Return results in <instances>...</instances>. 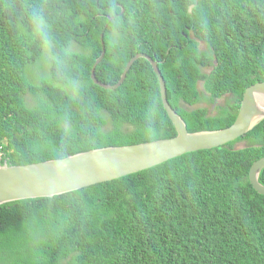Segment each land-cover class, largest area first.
I'll list each match as a JSON object with an SVG mask.
<instances>
[{
  "label": "trees",
  "instance_id": "1",
  "mask_svg": "<svg viewBox=\"0 0 264 264\" xmlns=\"http://www.w3.org/2000/svg\"><path fill=\"white\" fill-rule=\"evenodd\" d=\"M214 1L0 0L4 161L177 136L147 59H137L116 89L95 83L103 33L101 82L118 83L143 52L159 61L169 102L189 131L232 125L247 87L264 81V0ZM220 7L233 14L210 27ZM257 131V146L237 149L241 137L171 158L148 176L0 205V264H153L154 254L156 264H264V195L249 178L264 157V121ZM126 221L137 231L129 238L113 226ZM131 240L141 245L123 248Z\"/></svg>",
  "mask_w": 264,
  "mask_h": 264
},
{
  "label": "water",
  "instance_id": "2",
  "mask_svg": "<svg viewBox=\"0 0 264 264\" xmlns=\"http://www.w3.org/2000/svg\"><path fill=\"white\" fill-rule=\"evenodd\" d=\"M141 57L151 62L158 75L164 107L177 129V136L135 146L102 147L64 158L28 164H1L0 205L29 198L50 197L112 179L117 174L119 163L149 167L187 152L228 143L264 117V82H257L245 90L239 114L233 125L225 129L191 132L185 120L169 102L167 85L159 69V62L148 54L141 52L132 57L120 82L113 88L125 81L134 62ZM93 79L96 83L110 87L96 79L94 74ZM263 169L264 157L253 164L249 175L255 190L262 195L264 184L260 182V175Z\"/></svg>",
  "mask_w": 264,
  "mask_h": 264
},
{
  "label": "clouds",
  "instance_id": "3",
  "mask_svg": "<svg viewBox=\"0 0 264 264\" xmlns=\"http://www.w3.org/2000/svg\"><path fill=\"white\" fill-rule=\"evenodd\" d=\"M221 2V0H215L214 2H212V4H219ZM233 9L234 8H232V7H220L214 14H213V16H212V18H211V20L209 21V26L211 27V25L213 24V22L215 21V19L218 17V16H220V17H223L225 14H227V13H231V14H233ZM104 34V33H103ZM102 42H103V50H102V52H101V54L96 58V61H95V63H94V65H93V68H92V78H93V74L96 76V79H98L99 80V78L97 77V73H96V70H98V66L105 60V58H106V55H107V49H106V46H105V39H104V35H103V37H102ZM91 51H92V49L90 48L89 50H87V52L86 53H91ZM264 52V51H263ZM139 53H141V52H139ZM138 54V53H137ZM150 56V55H149ZM142 58V57H141ZM153 58V57H152ZM139 59V58H138ZM146 59V58H145ZM154 59V58H153ZM148 60V59H147ZM155 60V59H154ZM149 61V60H148ZM157 61V60H156ZM150 62V61H149ZM159 62V61H158ZM151 63V62H150ZM152 65V64H151ZM127 67V66H126ZM154 68V67H153ZM126 69V68H125ZM160 69V68H159ZM131 70V69H130ZM129 70V71H130ZM161 71V70H160ZM124 72H125V70H124ZM123 72V73H124ZM129 73V72H128ZM157 74V73H156ZM123 75V74H122ZM127 76H128V74H127ZM158 76V75H157ZM122 78V77H121ZM165 79V78H164ZM94 80V79H93ZM121 80V79H120ZM126 80V79H125ZM100 81V80H99ZM101 82V81H100ZM120 81H118V83H119ZM125 82V81H124ZM123 82V83H124ZM258 82H261V83H263L264 81H258ZM96 83V82H95ZM103 83V82H102ZM122 83V84H123ZM159 83H160V81H159ZM257 83V82H256ZM75 84V83H74ZM73 84V86H70L71 88H69L71 91H75V89H74V87H75V85ZM97 84H99V83H97ZM106 84V83H105ZM117 84V83H116ZM115 84V85H116ZM121 84V85H122ZM255 84V83H254ZM101 85V84H100ZM110 87L109 88H113V86L114 85H110V84H108ZM167 85V84H166ZM253 85V84H252ZM101 86H103V85H101ZM103 87H105V86H103ZM119 87V86H118ZM118 87H116V88H118ZM105 88H107V87H105ZM116 88H114V89H116ZM248 88V87H247ZM160 89H161V86H160ZM167 94H168V92H167ZM162 95V94H161ZM230 97V96H229ZM229 97L228 98H226L225 99V102L222 104V106L223 105H226L227 103H228V99H229ZM219 99H221V98H219ZM243 100V99H242ZM217 103V102H216ZM215 103V104H216ZM214 104V103H213ZM241 105H242V102H241ZM241 108V107H240ZM240 111V110H239ZM238 114H239V112H238ZM238 116V115H237ZM237 119V118H236ZM236 119H235V121H236ZM235 121H234V123H235ZM264 121V117L261 119V120H259L256 124H254L251 128H249L245 133H243L242 135H240L239 137H237L236 139H234L233 141H236L237 139H239V138H241V137H246V139H245V141H243V142H239L237 145H236V148L237 149H242V148H248V147H250V146H257V144H256V142L257 141H259V140H261V138L259 137V133H258V131H257V126L258 125H260L262 122ZM233 123V124H234ZM63 125H67L66 124V121H63V123H62ZM232 124V125H233ZM231 126V125H230ZM230 126H228V127H230ZM228 127H225V128H228ZM225 128H221V129H225ZM214 130H216V129H214ZM196 132V131H195ZM161 139H168V138H161ZM161 139H157V140H161ZM157 140H152V141H145V142H140V143H135V144H126V145H132V146H135V145H140V144H146V143H152V142H156ZM233 141H231V142H233ZM228 143H230V142H228ZM228 143H224V144H221V145H218V146H215V147H212V148H210V149H213V148H216V147H219V146H222V145H226V144H228ZM119 146H125V145H119ZM106 147H108V146H106ZM118 147V146H117ZM100 148H102V147H100ZM5 148H4V146L2 145V144H0V165L1 164H9L7 161H4V156H5V150H4ZM97 149V148H96ZM92 150V149H91ZM202 150H207V149H202ZM89 151V150H88ZM196 151H200V150H196ZM196 151H192V152H196ZM77 153H81V152H77ZM77 153H74V154H77ZM188 153V152H187ZM185 154V153H184ZM71 155H73V154H71ZM70 156V155H69ZM179 156V155H178ZM175 157H177V156H175ZM174 158V157H173ZM263 158V157H262ZM261 159V158H260ZM259 160V159H258ZM43 161H46V160H43ZM168 161V160H167ZM257 161V160H256ZM255 161V162H256ZM36 162H40V161H36ZM166 162V161H165ZM254 162V163H255ZM30 163H34V162H30ZM163 163V162H162ZM253 163V164H254ZM26 164H28V163H26ZM159 164H161V163H158V164H155V165H153V166H149V167H147V166H143V165H137V164H133V163H127V162H123V163H119L118 165H117V174H116V176L114 177V178H112V179H109V180H104V181H102V182H108V181H112V180H116V179H119V178H122V177H125V176H128V175H132V174H143V175H145V176H148V173H149V169L150 168H152V167H154V166H157V165H159ZM253 164H252V166H253ZM9 165H12V164H9ZM17 165H21V164H17ZM252 166H251V168H252ZM251 170V169H250ZM264 170V169H263ZM262 170V171H263ZM102 182H99V183H102ZM99 183H97V184H99ZM93 185H96V184H93ZM90 186H92V185H90ZM88 187V186H87ZM74 191V190H73ZM68 192H70V191H68ZM65 193H67V192H65ZM63 194V193H62ZM59 195V194H58ZM55 196V195H54ZM50 197H52V196H50ZM39 198V197H38ZM29 199H33V198H29ZM5 204V203H4ZM3 205V204H2ZM114 226V228H116V229H118L119 230V232H120V234L121 235H123L124 237H127V238H129V237H132L137 231H136V228H135V225L133 224V223H131V222H128V221H126V222H123L120 226L118 225V224H116V225H113ZM139 245H141L140 243H138L136 240H131V241H129L128 243H125L124 245H123V248H125V249H133V248H136V247H138ZM154 257H155V261H154V263L153 264H156L157 262H158V260H159V256H157L156 254H154ZM66 259V258H65ZM65 259H64V261H65ZM113 264H118L117 263V260L113 263Z\"/></svg>",
  "mask_w": 264,
  "mask_h": 264
},
{
  "label": "rangeland",
  "instance_id": "4",
  "mask_svg": "<svg viewBox=\"0 0 264 264\" xmlns=\"http://www.w3.org/2000/svg\"><path fill=\"white\" fill-rule=\"evenodd\" d=\"M201 47L203 49H205L207 47V44H202ZM228 97H229V95H226V96L222 97L221 99H218L216 104H210L209 105L210 114H212V115L217 114L219 107L222 106V104L225 102V99ZM205 105H207V104L205 103Z\"/></svg>",
  "mask_w": 264,
  "mask_h": 264
}]
</instances>
